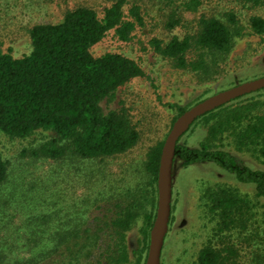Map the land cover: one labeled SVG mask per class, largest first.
I'll use <instances>...</instances> for the list:
<instances>
[{"label": "trees", "instance_id": "1", "mask_svg": "<svg viewBox=\"0 0 264 264\" xmlns=\"http://www.w3.org/2000/svg\"><path fill=\"white\" fill-rule=\"evenodd\" d=\"M239 1L253 6L264 5V0ZM204 2L167 0L173 8L166 16V28L192 26L193 21L184 19L182 12H197ZM127 3L128 0H116L106 7L102 18L96 10L86 6L68 10L58 23L32 27L29 54L15 58L10 53L0 52V132L14 139L51 130L54 137L34 149L32 154L52 160L69 157L90 161L126 153L138 143L140 133L129 115L123 110H107L104 102L135 78L144 77L143 67L122 53L109 52L101 56L92 53L93 47L109 31L114 30L122 41H130L134 32L145 26L141 5L134 1L126 9ZM224 16L226 20L201 15L195 21L194 33L183 37L175 35L169 41L153 38L150 42L174 67L193 71L202 81L213 80L232 51L235 38L245 35V27L233 11ZM248 29L246 34L264 35V18L251 16ZM248 95L199 117L195 122L208 127L206 141L195 147L179 140L175 159H180L184 166L214 163L233 174L238 183L253 188L254 199L234 187L210 188L206 191V211L216 220V237L247 231L250 225H256L255 233L246 237L241 234L244 238L240 239L244 242L256 240L252 264H264V169L241 165L233 153L213 144L228 137L235 148L253 152L264 162V114L253 113L255 102L240 101ZM171 106L176 108L177 117L187 109ZM164 142L150 149L145 164L153 184L154 201L142 214L143 237L132 264H144L147 257L150 230L156 217L157 179ZM8 177L9 166L0 152V187ZM37 202L40 206L46 204L41 197ZM27 203L21 199L11 213L7 208H0V232H5L0 243V264H88L93 255L101 258V254L95 255V243L101 238L103 229L100 221L94 232L88 227L83 231L77 228L63 231L65 226L58 210L45 211L40 206L38 210L26 206ZM138 208L139 203L134 202L119 207L116 215L106 223L114 242L105 251L108 254L102 264H131L127 233L141 215ZM70 221L78 224L74 217ZM11 227L17 229L8 233ZM225 239L220 240L221 246L212 241L204 245L195 264H236L242 258L241 248ZM16 251L17 257L10 260ZM81 257L85 260L81 261Z\"/></svg>", "mask_w": 264, "mask_h": 264}, {"label": "rangeland", "instance_id": "2", "mask_svg": "<svg viewBox=\"0 0 264 264\" xmlns=\"http://www.w3.org/2000/svg\"><path fill=\"white\" fill-rule=\"evenodd\" d=\"M115 1L0 0V52L20 58L32 50L30 31L33 26L58 23L68 10L80 6L96 10L102 18L106 7ZM134 1L141 5L145 26L138 28L130 41L120 40L116 32L111 30L92 49L95 56L109 52L127 55L145 71L144 77L135 78L104 102L107 110H123L127 113L139 131V141L132 149L123 154L90 161L69 157L62 160L36 158L32 151L54 137L51 130H40L27 138L14 139L0 132V152L9 166V177L0 187V208H7L10 210L7 212L11 213L22 199V202H29L26 206L37 207L39 210L37 200L41 197L46 200L43 208L40 206L41 210L59 211V218L65 226L63 231L71 228L83 231L88 227L90 232H94L97 221H100L103 229L100 232L101 238L95 243V255L102 256L97 259L93 255L87 261L88 264H102L106 261L108 252L105 251L114 242L106 223L116 215L119 207L132 202L139 203L138 211L141 213L127 233L131 264L135 261V252L143 237L142 214L154 201L153 184L146 173L145 164L150 149L166 140L179 117L176 108L171 105L189 109L217 92L264 76V35L246 34L251 16L264 18V5L253 6L239 0H205L197 12H182L184 19L193 21L192 26L169 30L165 26L166 16L173 7L168 5L167 0H128L125 8L128 9ZM228 11L237 15L245 27V35L235 38L232 51L213 80L202 81L197 73L174 67L155 51L150 42L153 38L169 41L175 35L183 37L194 33L195 21L201 15L226 20L224 13ZM240 101L255 102L253 113L264 114V90L251 93ZM207 128L202 122H195L181 137L180 143L199 147L207 139ZM213 144L233 153L241 165L264 169V162L257 159L253 152L235 148L228 137L216 140ZM219 185L237 188L254 199L255 193L251 186L238 183L233 174L216 164L184 166L180 159H175L172 213L161 264H195L204 245L212 241L221 246L220 240L226 236L225 240L237 243L236 247L241 248L242 258L236 264H252L257 242L255 239L244 242L240 238L255 233L256 225H250L247 231L215 236L216 220L206 211V191L217 189ZM72 217L76 218L77 225L70 221ZM84 223L86 226H83ZM16 229L11 227L7 232ZM4 234V230H1L0 243ZM16 257L17 251L10 260ZM80 260L85 259L81 257Z\"/></svg>", "mask_w": 264, "mask_h": 264}, {"label": "water", "instance_id": "3", "mask_svg": "<svg viewBox=\"0 0 264 264\" xmlns=\"http://www.w3.org/2000/svg\"><path fill=\"white\" fill-rule=\"evenodd\" d=\"M264 88V76L241 82L217 92L193 105L174 122L162 148L157 179L158 201L156 217L150 231L145 264H161L166 232L172 213L173 165L176 146L181 137L202 115L230 101Z\"/></svg>", "mask_w": 264, "mask_h": 264}]
</instances>
